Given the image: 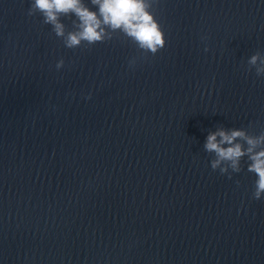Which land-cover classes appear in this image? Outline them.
I'll return each mask as SVG.
<instances>
[{
	"label": "water",
	"instance_id": "1",
	"mask_svg": "<svg viewBox=\"0 0 264 264\" xmlns=\"http://www.w3.org/2000/svg\"><path fill=\"white\" fill-rule=\"evenodd\" d=\"M32 2L0 0V264H264L252 161L205 149L264 136V0H151L155 55L108 27L67 48L78 18L58 37Z\"/></svg>",
	"mask_w": 264,
	"mask_h": 264
},
{
	"label": "clouds",
	"instance_id": "2",
	"mask_svg": "<svg viewBox=\"0 0 264 264\" xmlns=\"http://www.w3.org/2000/svg\"><path fill=\"white\" fill-rule=\"evenodd\" d=\"M98 5L99 15L87 8L82 0H33L28 15H33L39 10L44 17V23L51 24L58 37L65 34V26L60 21V15L74 14L79 21L77 32H69L65 41L67 48H74L87 41L89 44L103 42L106 36L105 27L121 30L134 39L139 47L155 55L166 44L165 33L159 21L150 11L151 0H92ZM256 75L264 76V60L259 55H253L248 63L256 66ZM63 66L60 60L56 67ZM219 138V139H218ZM237 138L246 140L249 147L246 149L240 143H235ZM264 142V136L249 137L243 130L227 132L223 129L211 133L207 137L205 149L215 153L216 159L211 162V168H219L220 173L228 171L227 167H220L222 162H229L234 172H239L240 158L248 155L252 161L248 171L254 172L258 179L255 181L253 198L260 200L264 197V150L255 151L258 144Z\"/></svg>",
	"mask_w": 264,
	"mask_h": 264
}]
</instances>
